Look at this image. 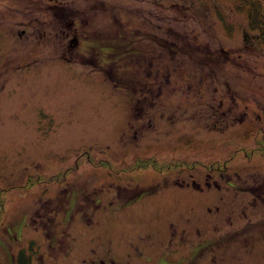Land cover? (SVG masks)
Instances as JSON below:
<instances>
[{
  "label": "rangeland",
  "instance_id": "rangeland-1",
  "mask_svg": "<svg viewBox=\"0 0 264 264\" xmlns=\"http://www.w3.org/2000/svg\"><path fill=\"white\" fill-rule=\"evenodd\" d=\"M27 1L0 0V260L56 233L74 248L66 264H264V198L248 206L264 196V46L247 19L225 0H106L91 14L100 42L76 50L103 55L133 25L180 51L159 47L145 102L113 85V63L64 54L74 26ZM65 185L77 191L66 229Z\"/></svg>",
  "mask_w": 264,
  "mask_h": 264
},
{
  "label": "trees",
  "instance_id": "trees-1",
  "mask_svg": "<svg viewBox=\"0 0 264 264\" xmlns=\"http://www.w3.org/2000/svg\"><path fill=\"white\" fill-rule=\"evenodd\" d=\"M225 1H228L233 5L232 8L237 14H241L247 19L249 28L258 32V39L261 40L264 46V0ZM116 33L118 38H120V42L108 45L109 51L107 50V53H113L114 57L112 59L101 58V60H96V63L100 64L103 60L113 63V73L111 74L113 85L117 89H124L125 92L131 96L130 98L132 100L135 101L136 98L140 101L145 100L146 102L148 100V102H150V100H153V102H155L156 92L153 93V91L155 89L156 80L153 77L154 75L151 70L154 66H159L161 61H164L165 59L160 50L164 49L166 51V57H172L169 49L172 50L174 47H166L167 42H162L158 39L156 40L154 37L153 41L148 40L147 37L150 35L149 33L136 31L134 26L131 25L119 29ZM146 35L147 37H145ZM256 36L257 35H255V37ZM135 37H138L139 39L136 41L134 39L131 41L128 40V38ZM125 38L126 40H124ZM99 50L104 51L105 49L100 47ZM197 58L191 57L189 59L190 61L198 62L199 60ZM170 63L172 64V60ZM141 68L143 69L137 75H134L132 71ZM143 70L145 71L143 72ZM160 95H162V93H160ZM262 144L264 149V140ZM30 185H32L31 181L29 183V186ZM29 260V256H26L23 252L20 254L21 264H30Z\"/></svg>",
  "mask_w": 264,
  "mask_h": 264
},
{
  "label": "flooded vegetation",
  "instance_id": "flooded-vegetation-1",
  "mask_svg": "<svg viewBox=\"0 0 264 264\" xmlns=\"http://www.w3.org/2000/svg\"><path fill=\"white\" fill-rule=\"evenodd\" d=\"M88 1V0H87ZM24 7H29L31 10H41V11H55V15L59 17V20H64L65 23L68 24V27H73V36L69 41V51H64V54L70 53L71 56L77 57L80 56L82 58H94V57H104V55L94 54L93 44H89L85 47L86 50H90L89 52H84L83 50H76L80 46L85 43H92L95 41L94 33L95 28H93V23L91 22V14L95 10L102 9L104 12L109 10V5L106 0H91V3L86 4V6H82L80 0H32L27 2H22ZM114 9V8H113ZM120 23V22H119ZM122 24V23H120ZM25 30L22 32L24 33ZM47 33H45L46 35ZM118 36V35H117ZM124 37V36H122ZM126 40V38L124 39ZM129 41L133 40L132 38H128ZM164 40V39H162ZM71 189V188H70ZM73 190V189H72ZM69 189L66 190V192ZM60 207L59 209H62ZM12 225L10 223H6L4 228L6 233L10 232ZM44 247L47 251H69L70 249L65 244L60 243H47L44 244ZM37 253L39 251L37 250ZM35 260H29V262H34ZM83 262L77 264H123L120 262H116L113 259H82ZM20 264L21 261L19 260ZM7 264H11V260H7ZM48 264H63L55 259L49 260ZM124 264H129V262H124Z\"/></svg>",
  "mask_w": 264,
  "mask_h": 264
}]
</instances>
